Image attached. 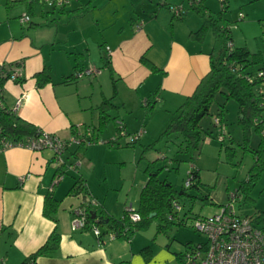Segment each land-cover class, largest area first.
<instances>
[{
  "label": "crops",
  "instance_id": "obj_1",
  "mask_svg": "<svg viewBox=\"0 0 264 264\" xmlns=\"http://www.w3.org/2000/svg\"><path fill=\"white\" fill-rule=\"evenodd\" d=\"M54 1V4L43 3L44 8L49 6V9L42 7L41 12L34 5L32 23L27 25L28 36L17 38L10 31L9 40L1 44L3 49L0 50V62H23L25 75L23 83L11 80L5 83L4 105L13 110L18 99L25 95L16 114L44 132L58 135L66 141L85 135L88 128L92 134L94 130L97 132L100 107L109 99H112V104L107 108V114L112 109L120 111L124 108L126 112H131L133 106L143 108V102L157 89L158 102L166 103L168 94L174 96L173 101L181 102L194 93L210 70L209 52L204 51L202 42L190 37V33L197 31L203 22L190 8V0H70L62 6L56 4L58 0ZM202 3L206 12L211 14L218 7L217 0H203ZM177 7H182L187 16L192 10L199 18L187 24L185 16L183 20H178L180 23L174 24L173 9ZM103 9L107 10L105 17L97 16V12ZM24 12L27 13V9ZM159 15L162 16L160 23L157 22ZM62 18L74 23L69 26L70 34L60 36ZM110 18L111 21L108 20ZM140 23L143 26L138 30ZM167 27L171 37L165 35L164 39L160 38V29L166 30ZM108 29L109 35L106 32ZM161 41L170 44L162 61L161 54L153 51L160 47L162 52ZM91 44L99 48L96 58L92 50L88 58L85 57L84 51L86 48L89 51ZM42 45L49 46L48 54H44ZM63 46L68 51L74 49L81 52L82 60L75 59L73 63L61 55ZM148 53H151L150 57ZM25 57L29 58L27 63L23 60ZM106 58L109 59L108 66L104 61ZM143 59L153 63L158 71L153 72ZM98 62L110 72L112 90L108 86L103 88L106 87L101 80L103 73L94 80L73 77L76 71L88 65L95 66ZM43 70L48 71L50 82L39 88L35 75ZM97 85L102 91L96 94L94 88ZM108 115L117 123L118 116ZM74 145L71 144L67 150L69 161L74 159L80 165L73 170L75 173L69 174L71 182L65 185H61L62 180L54 184L58 171L52 151L37 152L13 147L0 153V260L3 264H20L35 253L53 232L55 224L43 215L44 200L49 193L60 201V208L71 196L78 199L75 203L76 207H80L83 195L69 192L77 179L82 178L88 196H92L85 176L93 171L94 165L87 148L78 151V145ZM74 205L73 202L68 203L71 220ZM101 210L117 219L124 215L123 212L122 216L116 217L115 212L105 206L97 211ZM58 231L61 235L58 251L51 257L38 258L37 264H171L174 259L168 253H155L147 244L136 251L134 248L128 250L125 243L116 240L106 242L104 238V242L100 243L87 230L72 232L68 222L62 225L58 222Z\"/></svg>",
  "mask_w": 264,
  "mask_h": 264
},
{
  "label": "rangeland",
  "instance_id": "obj_2",
  "mask_svg": "<svg viewBox=\"0 0 264 264\" xmlns=\"http://www.w3.org/2000/svg\"><path fill=\"white\" fill-rule=\"evenodd\" d=\"M228 1L229 8L223 13V16L231 22L230 27L234 45L236 47L246 46L251 52H257L260 49L264 50V0ZM217 3L218 7L215 9L214 14L222 9L221 2L217 0ZM34 5L38 12L42 11V7L44 10L49 9V6L44 8L43 3L40 1L35 2ZM26 9L24 2L13 4L10 8H7V0H0V50L3 49L1 44L9 40L10 31L17 38L28 36L27 31L29 29H27V25L29 24L23 25L21 22V18L27 14L24 12ZM106 11L105 9L100 10L96 15L99 16L100 14V16L105 17ZM240 14H243V20L240 19ZM62 17L64 18V16ZM63 18L60 21L61 25L59 24L61 29L60 36L70 34V32L68 33L69 26L74 23L69 19L64 20ZM198 18L199 16L191 10L185 20L187 24H190V22ZM108 20L111 21V18ZM161 21L162 16L159 15L157 22L160 23ZM174 21V24L181 22L176 18ZM106 32L109 35L110 29ZM165 35L167 38L171 37L170 28L168 29L167 27L166 30L160 29L159 37L164 39ZM161 43L163 44L162 52L160 47L154 48L153 51H155L154 53L159 52V55L161 54V58H159L162 61L165 58L166 47L170 46V44L163 41ZM64 45L66 46L67 43ZM201 45L204 51L207 52L219 47L211 29L206 32ZM42 46L44 54H48L49 46ZM65 46L62 48L61 55L68 57L73 63H75V59H78V61L82 60L81 52H75L73 51L74 49L68 51ZM96 47L97 45L91 44L89 51H86V48L84 51L85 57L88 58V54L92 50L94 58H96L97 56L95 57V55H97L99 49ZM55 53L57 54V52ZM147 56L150 57L151 53H148ZM23 60L27 63L29 58L25 57ZM3 65L8 67L9 63L0 62V69ZM91 67L99 71V73L96 76L85 77L82 80H89L90 78L94 80L103 73L101 80L103 84L106 83V87L103 86V88L107 89L108 86V89L112 90L113 80L110 78V72L103 68L102 63L98 62L95 66L88 65L84 67V70ZM20 69L24 72V64ZM94 90L96 94L102 91L99 85ZM173 98V95L168 94L166 103L157 102L151 114H147L146 108L141 106H133L132 111L131 107H129L131 112H126L124 108H121L120 111L110 110L108 114L113 117L118 116L117 123L115 120L110 119L101 135H98L97 133L99 132L94 130L92 144L87 146V154L92 160L94 169L91 173L86 174L85 178L92 192V196H88L87 200L94 201L97 205L93 207L99 211L105 206L115 212L116 217H120L126 209L136 210L138 208L140 187L147 179L145 170L148 165H152L155 171L161 169L160 178L168 180L177 191L185 187L191 168L193 166L199 168L202 180L199 189L187 188V191L196 198L193 200H189L187 197L175 199L182 206V210L175 212L174 225L158 232L159 222L153 220L147 228L139 230L133 236L131 243L116 239L119 243H125L128 250L134 248L137 251L146 246L144 244H147L159 255L170 254L174 258L171 264H179L177 257L187 252L186 243L198 245L206 242V237L194 228L195 217L211 218L219 214L225 205L232 202L230 197L247 180L250 169L254 164V157L251 152L245 150L243 145V132L237 119L238 104L234 100H229L225 106V114L222 117H218V110L220 109L218 103L224 101L223 96L220 94L211 107L213 115L206 116L201 122L204 129L212 130L213 137L205 136L200 154L195 155L194 161L188 154L179 155L173 142H167L166 139L159 140L168 125L172 112L186 100L185 98L179 102V100L173 101ZM216 119L221 120V125L216 124ZM87 122L91 124V121ZM121 124H125L126 127L123 129L120 139L112 146L105 144L119 136L117 128ZM142 129L145 130V134L140 139V142L135 146H126V143L129 142V137ZM222 132H224V136H221L220 139ZM249 138V145L253 148L257 147L260 141L259 134L251 130ZM152 144L155 147L149 148V145ZM74 146H77V144ZM68 155V151L62 155V161L66 163L65 171L68 174L63 175L61 185L71 182L72 178L69 174L76 172L70 168L77 161L74 159L69 161ZM179 158L182 160L180 162L176 161ZM207 196H209V199L204 202L202 199ZM77 201L78 199L72 196L67 198L57 214L59 225L68 222L71 231L68 203L73 202L75 204L74 208L78 209L79 207H76ZM232 205L238 215L248 216L252 219H255L260 212L264 211V171L261 172L250 192L247 194L239 192V197L235 202H232ZM180 220L184 221L185 225H178ZM162 223L166 225L165 222ZM99 229L101 230L102 227H99ZM87 232H91L94 235L93 229L87 230ZM105 241L110 242L108 236L105 237Z\"/></svg>",
  "mask_w": 264,
  "mask_h": 264
},
{
  "label": "trees",
  "instance_id": "obj_3",
  "mask_svg": "<svg viewBox=\"0 0 264 264\" xmlns=\"http://www.w3.org/2000/svg\"><path fill=\"white\" fill-rule=\"evenodd\" d=\"M41 0H7V8L13 4L25 3L27 7V14L31 18L33 15V6L35 2ZM203 0H190V8L203 20L202 26L190 33L192 40L203 42L206 32L211 29L215 40L219 47L213 48L209 53L210 70L202 78L194 93L187 97L186 100L174 111L170 116V120L164 132L159 137V140L166 139L171 141L176 146V152L180 155L188 154L192 161L195 160V155L200 154L202 142L205 136L213 137L212 130H206L201 125L202 120L208 116L213 115L211 112L212 105L217 101V96H223V102H219L218 117L225 114V106L229 100H234L238 104L237 119L238 124L243 132V145L245 150L251 152L254 157V164L250 169L248 178L238 188L236 195L239 192L247 194L251 188L256 184L261 172L264 171V50L260 49L257 52H251L246 46L236 47L233 43L231 22L227 20L223 13L228 10V0H220L222 9L216 14L206 12L203 5ZM187 16V12L176 15L173 14V19L183 20ZM243 20V19H242ZM105 65L108 66L109 59H104ZM143 62L151 68L153 72H157V67L150 61L143 59ZM23 67V62L9 64L7 67L3 65L0 69V132L3 137L13 139L17 142L28 137H35L42 131L35 125L21 119L16 112L8 109L3 102L4 85L11 80L17 83L25 81L24 72L20 69ZM111 68V66H110ZM21 70L22 77L18 80H12L13 73ZM83 70V69H82ZM81 71V70H80ZM76 71L73 74L77 78ZM37 85L42 88L50 82V75L47 70H43L35 75ZM116 92V91H115ZM157 89L143 104L147 110V114H151L155 105L158 102ZM111 100H105L100 107V121L96 130L100 133L111 119L107 114V108L111 106ZM221 122V120H220ZM125 128L124 124L118 125L119 136L116 139L110 140L105 144L112 146L121 137V133ZM251 130L259 134L260 141L258 146L253 148L249 145V136ZM127 133V131H126ZM94 133L88 138L92 144V137ZM129 135V134H127ZM172 137V138H171ZM140 142V139L129 141L126 146H135ZM234 142V141H233ZM88 144L82 143L78 145V151L85 150ZM155 145H149V148H154ZM182 159H177L180 162ZM55 164V156H54ZM57 166V176L65 175L66 163ZM152 165H148L145 170L147 180L140 192L139 206L136 210L126 209L123 217L120 219L106 213L104 210L98 212L93 206L89 205L88 193L85 180L78 178L69 194L83 195L81 208H86L87 223L85 230H91L94 226L102 227V236L100 240L104 242V238L110 232L117 233L118 239L129 242L131 238L141 229L149 226L150 222L157 220L158 232H161L169 226L174 225V218L170 219L172 201L183 197L193 200L196 197L192 196L187 190L194 188L199 189L200 185V170L193 166L190 173L193 175V183L190 188H183L179 191L174 189L172 184L160 178L161 169L153 170ZM209 196L202 200L206 202ZM60 208V201L54 198L52 193H49L44 200L43 215L55 224L54 230L47 239V241L33 254L26 257L20 264H37L40 257L53 256L60 247L61 235L58 231V211ZM136 213L140 216V221L132 222L131 214ZM168 214H170L168 216ZM93 215H96L93 218ZM201 218L196 216L195 219ZM257 220L264 219V211L260 212L255 218ZM165 222L166 225H163ZM178 225L183 226L185 222L180 220ZM98 239V238H97ZM99 240V239H98ZM187 249L192 245L186 243ZM145 249L144 251H146ZM146 253V252H144ZM181 255L178 256V259ZM120 264H124L121 262Z\"/></svg>",
  "mask_w": 264,
  "mask_h": 264
},
{
  "label": "built area",
  "instance_id": "obj_4",
  "mask_svg": "<svg viewBox=\"0 0 264 264\" xmlns=\"http://www.w3.org/2000/svg\"><path fill=\"white\" fill-rule=\"evenodd\" d=\"M70 0H58L57 5H65ZM42 3L54 4V0H41ZM173 13L180 15L185 13L182 7H177L173 9ZM244 18L243 14H240V19ZM22 24H29L31 18L28 15H24L21 18ZM143 23L137 25V29L140 30ZM99 71L90 68L83 69L77 73V78L90 77L97 75ZM22 77L21 70H17L13 73L12 80H18ZM25 95H22L18 99L16 106L13 108L14 112H17L21 104L23 103ZM216 124H220V120L216 119ZM145 134V130L142 129L135 135L129 137V141H135L141 139ZM264 134V130H263ZM92 135V130L87 129L85 135L73 137L70 141H66L60 138L58 135L40 131L35 137H28L24 140L13 141V139L3 137L0 132V153L5 152L13 147L26 148L32 151H44L49 150L54 153L55 164L61 165L62 155L68 150L69 146L73 143L80 145L82 143L90 145L88 138ZM224 136V132L220 135ZM103 144V142H102ZM80 162L77 161L76 164L72 165L70 169L75 170ZM64 176H57L54 184L62 180ZM193 183V175L189 172L188 179L185 182V187L190 188ZM239 196L234 193L230 198L232 202ZM232 202L225 205L221 212L214 215L211 218H197L194 220V228L206 237V242L192 245L187 249L185 254H182L178 259L179 264H264V219H252L248 216L238 215ZM91 206H97L96 202L88 200L87 202ZM171 216L173 219V214L182 210V206L177 200H173L171 204ZM133 210L131 208H128ZM131 221H140V216L136 213L131 214ZM87 223V213L86 208L79 207L73 212V218L71 220V228L73 232L84 231ZM94 235L100 240L102 236L101 230L94 226ZM110 241L118 239L117 233L110 232L106 237ZM0 264L3 261L0 260Z\"/></svg>",
  "mask_w": 264,
  "mask_h": 264
},
{
  "label": "water",
  "instance_id": "obj_5",
  "mask_svg": "<svg viewBox=\"0 0 264 264\" xmlns=\"http://www.w3.org/2000/svg\"><path fill=\"white\" fill-rule=\"evenodd\" d=\"M96 215H93V218H95Z\"/></svg>",
  "mask_w": 264,
  "mask_h": 264
}]
</instances>
